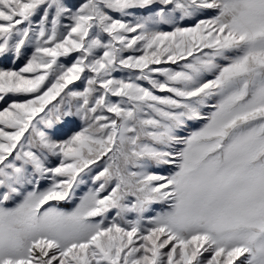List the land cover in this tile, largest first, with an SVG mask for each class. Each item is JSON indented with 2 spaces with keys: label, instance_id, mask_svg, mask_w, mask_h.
<instances>
[{
  "label": "snow or ice",
  "instance_id": "snow-or-ice-1",
  "mask_svg": "<svg viewBox=\"0 0 264 264\" xmlns=\"http://www.w3.org/2000/svg\"><path fill=\"white\" fill-rule=\"evenodd\" d=\"M0 105V264H264V0H0Z\"/></svg>",
  "mask_w": 264,
  "mask_h": 264
},
{
  "label": "rangeland",
  "instance_id": "rangeland-1",
  "mask_svg": "<svg viewBox=\"0 0 264 264\" xmlns=\"http://www.w3.org/2000/svg\"><path fill=\"white\" fill-rule=\"evenodd\" d=\"M119 75V74H117ZM79 86V85H78ZM3 105H0V107H2ZM86 189H84L83 187L79 190L80 194L83 193V191H85ZM74 205L72 204H64L63 202H61V207H63L65 210H71V208L73 207ZM111 215V214H110Z\"/></svg>",
  "mask_w": 264,
  "mask_h": 264
}]
</instances>
